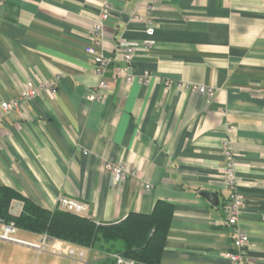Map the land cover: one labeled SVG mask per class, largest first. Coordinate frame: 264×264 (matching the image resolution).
I'll return each mask as SVG.
<instances>
[{
  "label": "crops",
  "instance_id": "1",
  "mask_svg": "<svg viewBox=\"0 0 264 264\" xmlns=\"http://www.w3.org/2000/svg\"><path fill=\"white\" fill-rule=\"evenodd\" d=\"M109 2L99 50L113 59L110 84L91 101L100 77L86 48L104 0H0V110L26 84L39 89L0 120V186L49 210L61 195L76 198L103 224L167 202L173 215L159 264H230L228 141L249 237L245 264H264V0ZM128 44L137 47L131 83L118 72ZM108 162L124 165L126 179L117 182ZM5 232L4 264H114L122 250L103 239L82 246Z\"/></svg>",
  "mask_w": 264,
  "mask_h": 264
},
{
  "label": "trees",
  "instance_id": "2",
  "mask_svg": "<svg viewBox=\"0 0 264 264\" xmlns=\"http://www.w3.org/2000/svg\"><path fill=\"white\" fill-rule=\"evenodd\" d=\"M13 200L20 201L18 214L11 210ZM172 215L171 204L158 202L151 213L131 212L118 222L96 223L90 216L43 208L12 187L0 186V219L6 224L14 222L16 228L82 246H91L97 239L120 242L122 250L118 254L134 264H159Z\"/></svg>",
  "mask_w": 264,
  "mask_h": 264
},
{
  "label": "built area",
  "instance_id": "3",
  "mask_svg": "<svg viewBox=\"0 0 264 264\" xmlns=\"http://www.w3.org/2000/svg\"><path fill=\"white\" fill-rule=\"evenodd\" d=\"M111 17V5L109 0H104L102 5V12L100 17L94 22L91 29V43L87 46L86 51L95 58L94 72L100 77L98 90L90 93L88 99L91 101H97L104 98L103 89L107 88L110 84L108 70L111 66L113 59L104 54H100L99 47L102 45V35L104 33V26ZM155 32L154 26H149L147 33L149 36ZM137 47L134 44H128L124 46L123 57L119 66L118 72L123 82L131 83L135 74L133 73V63L136 56ZM187 86L181 84V86ZM194 89L199 90L207 98H211L214 95V90L211 87L205 85H193ZM39 92L38 87L30 83L26 84L20 95L16 99L3 101L0 110V120L3 116L13 108H18L25 101L31 99ZM223 149L229 160V167L227 168L223 186L230 189V194L227 201L224 204L228 223L233 228L235 249L228 254L230 264H245L247 248L249 245V237L247 233L242 229L239 219L243 209V197L238 191V178L235 168V159L232 147L228 141L224 142ZM107 167L114 173L117 182H121L129 175V170L122 164L108 162ZM147 189H150V184L146 185ZM16 208V209H15ZM13 207L15 213H20L21 207ZM57 209L67 211L80 216H89V205L76 198L61 195L57 201ZM6 232L1 235L2 238L7 240H17L9 234L16 231L14 222L5 225ZM46 238V236H45ZM44 244V239H43ZM43 244H34L41 248ZM74 249H71V253ZM115 264H134V261L127 259L120 254H114ZM75 264V263H73Z\"/></svg>",
  "mask_w": 264,
  "mask_h": 264
},
{
  "label": "water",
  "instance_id": "4",
  "mask_svg": "<svg viewBox=\"0 0 264 264\" xmlns=\"http://www.w3.org/2000/svg\"><path fill=\"white\" fill-rule=\"evenodd\" d=\"M202 195L208 198L213 204H216V205L219 204V196L216 192L203 191Z\"/></svg>",
  "mask_w": 264,
  "mask_h": 264
},
{
  "label": "rangeland",
  "instance_id": "5",
  "mask_svg": "<svg viewBox=\"0 0 264 264\" xmlns=\"http://www.w3.org/2000/svg\"><path fill=\"white\" fill-rule=\"evenodd\" d=\"M5 231V229L2 227V224L0 223V234L2 233V232H4ZM22 230H20V229H18L17 230V232L16 233H14V235L15 236H22V232H21ZM4 241L5 240H3V239H1L0 238V252H1V250H2V248H3V246L5 245L4 244ZM0 264H4V261H3V255H1L0 254Z\"/></svg>",
  "mask_w": 264,
  "mask_h": 264
}]
</instances>
